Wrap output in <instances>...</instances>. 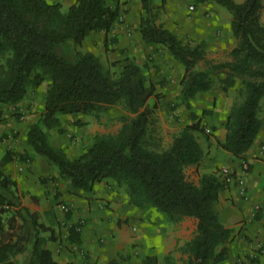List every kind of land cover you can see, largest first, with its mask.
Listing matches in <instances>:
<instances>
[{"label": "trees", "instance_id": "trees-1", "mask_svg": "<svg viewBox=\"0 0 264 264\" xmlns=\"http://www.w3.org/2000/svg\"><path fill=\"white\" fill-rule=\"evenodd\" d=\"M212 1L231 14L230 28L237 41L227 60L207 59L202 44L190 46L157 22L158 7L164 0L158 6L154 0H139V33L146 44L164 47L182 65L179 92L188 107L198 92L210 88L212 74L223 73V90L240 82L242 99L228 110L220 144L239 157L251 147L261 124L263 0ZM118 16V6L110 7L105 0H74L65 10L58 0H0V103H20L45 82L44 110L29 126L27 142L36 154L56 165L59 177L84 191L102 180L112 181L124 188L129 202L136 206L155 207L171 221L185 216L197 219L192 237L177 247L185 257L177 259L168 253L160 260L157 254L147 253L137 264H222L228 257L225 243L232 238V230L222 223L214 206L226 183L217 171L203 173L197 183L184 173L187 165L198 163L203 155L198 141L204 129L201 120L183 125L170 145L160 148L148 138L150 110L146 102L151 89L139 63L125 56L119 74L113 77L90 51L76 50L71 59L58 52L63 44L81 45L92 31L108 32ZM111 110L122 121L118 131L98 133L73 157L48 140L44 127L60 130L58 114L97 115ZM14 189L15 182L0 164V203L20 205ZM38 220V213L26 207L12 210L7 223L1 224L0 264H60L41 246L43 226ZM69 231L78 242L74 225ZM18 255L23 260L16 263ZM107 264L119 262L111 259Z\"/></svg>", "mask_w": 264, "mask_h": 264}, {"label": "crops", "instance_id": "crops-1", "mask_svg": "<svg viewBox=\"0 0 264 264\" xmlns=\"http://www.w3.org/2000/svg\"><path fill=\"white\" fill-rule=\"evenodd\" d=\"M125 1L129 6L126 11V18L129 24H131L133 33L130 34V36L126 35L123 27L120 28L121 30L115 28V30H111V32L119 39L118 44L120 47H123L124 52L139 56L137 58L138 62L147 61L146 58L152 59L153 55H155L153 54V49H155L156 46L146 44L139 33L140 2L139 0ZM237 1L240 2L243 0ZM62 2L66 3L68 6L73 0H62ZM159 3L154 4L158 6ZM163 6L167 7L166 11L169 14L168 22H163L159 20L160 18L158 17V15L160 16L158 11L161 8L164 10ZM163 6L158 7L157 22L163 24V26L171 31L177 30V28L172 27L170 22L171 20H175V17L172 16L173 13H175L176 18L182 20L179 26L181 25L182 27L180 29L185 31H195V29H193L195 24H198L201 30L205 25H208L206 21H199L201 19L200 11H194L186 18L184 17L185 12H183L180 3L178 4L177 2L176 5L173 6V0H164ZM190 6L193 5H189L188 8H190ZM190 9H194V7ZM101 35L102 31L90 32L82 43L85 51H92V49L96 47L97 38L101 37ZM199 44L202 43L199 42ZM232 47L229 48V51ZM148 53L151 54L148 55ZM229 57L225 60L229 59ZM158 58L159 56L157 57L156 54L154 60ZM149 64L152 63L150 62ZM161 68L160 71L162 75H166V72H170L166 66H162ZM220 75H222V77L224 76L223 73ZM181 76L182 73L180 76L173 75V78L176 79ZM178 86L180 87V84ZM238 86L240 89V82L236 81L235 85L229 87L227 91ZM164 88L170 91L167 85H165ZM164 88H160L159 91H162V93L166 94L167 97L171 99V94L169 92H164ZM210 88L205 91H210ZM200 92L195 95L191 103L199 109H205V107H207L205 105L206 103H208V105L210 104L209 108L213 109V116L211 119L212 130L216 137L220 139L218 146L223 149L220 145L225 135L223 123L233 99L230 98L229 100L226 98L227 103H229L226 105V99L223 96L225 94L220 93L219 96L221 98L217 96L215 99L214 97L216 95L213 92L212 96H203L206 98L199 103L200 98H198L197 95H201ZM36 96L35 93V98ZM31 97L32 95H28L27 99L25 98L26 100L17 104L7 105L0 103V110H4L2 111L4 117L0 121V152H2L0 164L3 172L7 174L15 182V186L17 185L19 188L18 194L20 198L18 197V201L20 202L23 199L21 204L26 205L29 210L38 213V221L43 226L39 232L41 246L49 249L53 258L60 264H107L111 259H115L119 264H137L147 253L157 254L160 260L168 253L177 259L179 257H185V255H181L176 247L184 243L178 241L179 239H183L186 236L189 239L192 237L196 230L197 219L195 217L185 216L178 221H171L155 207H140L129 202L127 193L124 190H118L120 186L108 180L95 183L90 191L76 189L71 186L67 179L58 176V171L52 167L51 163L44 156L41 157L34 152L27 142V131L29 126L39 119L43 110L41 108V110H37L36 112L35 106L29 105V107H27ZM167 97H158L150 107L151 111L155 113L150 112L149 114V122L154 121L153 115H155L156 121L154 125L157 129V132L151 133L149 141L151 143H160L161 139V144L164 148L170 145L173 134H176L180 130V127L177 126L176 123H167V121H171L172 119H170L169 115H166L168 113L165 107H161V103H163L161 100L166 101L165 99H167L168 101ZM206 100H208V102H204ZM36 102V100H32L31 104ZM18 107H20L19 109H23L22 112L24 114H22V116L14 114V111H17ZM64 115L66 114L61 115L63 120L66 121L69 119V123H73L72 127H75L76 131L79 130L78 132H80L73 140L77 139V141H79L82 138L83 141L86 134L89 137V133H91V135L96 133L94 132L95 130L102 131V128H92L89 130L88 125L82 124L83 121L88 120V118H85L84 114L73 113L67 114L70 116ZM76 124L82 126L78 129ZM65 125L68 126L70 130L73 129L72 127L70 128L67 123ZM50 143L53 144L52 142ZM261 143H264V118L261 119L260 129L253 144L244 152L243 156L235 158L230 156L229 160L232 161L231 168L233 171L239 172V161L241 159H246L248 161L249 168L244 174L246 184L245 195L241 194L240 188L235 182L225 184L219 194V200L222 201L224 206H238L241 208L240 210L245 213L247 209L250 208V204L253 201L264 203V152L259 151ZM57 147L62 146L58 145ZM201 147L203 148L202 145ZM7 150H9V154ZM64 150V152H66V149ZM202 150L203 155L199 162L187 165L184 169L186 178L194 180V182H197L198 178L203 173L213 172L211 171V160H208V155H206L208 150H204V148ZM95 194L100 195L97 202L94 198ZM246 194L248 195V199H245ZM36 198L39 199V201L45 200L44 206L34 203ZM63 205L70 207V216L63 214L61 208ZM68 212L69 211H67V214ZM4 217L5 216L2 214L3 220ZM78 218H82L83 223L78 233L79 241L75 242L71 239L69 228L70 223L76 221ZM237 226L239 225L237 224ZM246 231L253 233L252 229H247ZM242 242L243 241H241V243ZM22 260V255H18L15 258L16 263ZM33 264L37 263L35 262Z\"/></svg>", "mask_w": 264, "mask_h": 264}, {"label": "rangeland", "instance_id": "rangeland-1", "mask_svg": "<svg viewBox=\"0 0 264 264\" xmlns=\"http://www.w3.org/2000/svg\"><path fill=\"white\" fill-rule=\"evenodd\" d=\"M58 1L61 2L63 10H65L68 7L66 3L62 2V0H58ZM159 1L160 0H154V3L158 4ZM176 1L178 2V4L179 3L181 4L182 10L183 12H185L184 17L188 18L192 12L200 11L199 13L201 19L198 17L200 19L199 21L201 20L202 22L206 21L208 25H205V27L202 28L201 30V28H199L200 26L198 24H195L193 27L195 31H190V30L185 31L183 29H180L182 27L181 25L179 26V23L182 20L176 18L175 13H173L172 16L175 17V20H171L170 22L172 27L177 28V30L175 31L172 30V32L175 33L184 43H187L190 46H195L197 45V43L199 44V42H201L203 48L205 49V56L209 60L223 61L226 58H228L229 48H231L234 44H236L237 41L236 37L233 35L230 28V20H231L230 12L222 5L212 0L205 1L203 3H196L194 0H173V6L176 5L177 3ZM105 2L110 7L118 6L119 9L118 20L113 24V26L109 29L108 32L105 33L103 30H100L102 31V35L101 37L97 38L96 47L93 48L92 51L90 52L94 53L99 58L105 69H107L110 75H112L113 77H116L119 74L121 69V63L125 56H128L129 58H133L137 63H139L144 69V73L146 76L145 77L146 83L147 85H149L151 89V94L147 99L146 107L152 113H155L154 111H151L150 108L153 105L152 103L155 100H157L158 97H163V98L167 97L166 94L162 93V91L161 92L159 91L160 88H164L165 85H167V87L170 88V91L164 88L165 90L164 92H169L171 94V96L169 95L171 99L167 97L168 101L167 99H165L166 101L161 100V102H163L161 103V107L163 106L165 107V110L168 113L166 115H169L170 119L173 120V121L172 120L167 121V123L169 124L176 123L177 126H179L181 129L183 125L196 122L198 119H200L204 129L202 134L200 133L198 134V141L200 143V146L201 145L203 146L204 150H208L206 155H208V160H211V166H212L211 171H215V172L217 171L218 173H220L219 170L222 165L230 167L232 162L229 160L230 156H232L233 158H235L236 156L232 155L225 149H221L218 146L220 139L216 137L215 133L212 130L213 127L211 125V119L213 116L212 114L213 109L209 108L210 104L208 105V103H206L205 105L207 107H205V109H199L194 104L191 103L193 100L190 101L189 103L190 107H188V105H186V103L181 100L180 92H179L180 87L178 86L181 77L174 79L173 75L180 76V74L183 73L182 65L178 61L173 59L166 52V49L164 47L159 45H155L156 47L155 49H153V54L155 55H153L152 59L146 58L147 61L138 62L137 61V58L139 57L138 55H131L124 52L123 47H120L118 44L119 39L116 37V35H114L113 32H111V30L114 31L115 28L120 29L121 27H123L124 33H126V35L130 36V34L133 33L132 32L133 29H131V24H129L126 18V11L128 10L129 7L128 3L125 0H105ZM189 5H193L194 9L188 8ZM162 9L163 8H161L158 11L160 14V16L158 15L160 19L159 18L158 19L162 20L163 22H168L169 14L166 11L167 7H164V10ZM260 20L264 23V0H263L262 8L260 10ZM76 50H79L81 52L85 51V49L83 48V44L81 43V45L79 46L63 44L59 47L58 52L61 55L71 59L74 56ZM149 54L151 53H148V55ZM156 54L157 57L159 56V58L157 60H154ZM150 62L152 64H149ZM162 66H166L168 68V70L170 71V72H166L168 75L167 74L162 75L160 71L162 69L161 68ZM220 74L211 75V84H212L210 86L211 90L200 92L201 95H197L198 98H200L199 103H201V101L204 98H206L203 96H207V95L212 96L213 92L216 95L214 97L215 99L217 98V96H219L220 93H224L225 95L223 96L225 97V99L226 98L229 100L230 98L233 99L232 104L241 101L242 94L240 93L239 86L235 87L234 89H231L230 91H227L228 89L223 90L221 83L222 75ZM45 88H46V83L44 82L42 83L41 86L37 87L34 90H30L27 93L25 97L26 99L28 95H32V97L30 98L31 100L29 101L27 107H29V105L35 106L36 112L37 110H41V108L42 110H44L43 105H44V95L46 90ZM35 93L37 95L36 98H35ZM25 98L22 100V102L26 100ZM227 99L225 101L226 105L229 104L227 103ZM32 100H36L37 102L31 104ZM204 102H208V100ZM19 108L20 107L17 108V111H14L15 112L14 114H17L18 116H22V114H24L22 112L23 109H19ZM115 108L118 109V107ZM2 111L4 110L2 109L0 110V121L4 117ZM68 114H73V113H68ZM81 114H84L85 118H88V120L83 121L82 124L88 125L89 130H91L92 128L95 129L102 128V131L95 130L94 132L96 133L94 135H91V133H89L90 134L89 137L86 134L85 139L83 141L82 138L79 141H77V139L73 140V138H76L78 133L80 132H78L79 130L76 131L75 127H72L73 123L72 124L69 123L70 122L69 119H67L66 121L63 120V117H61V115L63 114H58V117L60 119V123H59V127L61 128L60 130H58L57 127H52L49 129L44 127V129H46V133L48 135V139L50 140V142H52L54 145L62 146L63 148L62 147L59 148L63 151H65L64 149H66L65 154L69 157H73L78 153L82 152L83 150H85L89 146V144L92 143L94 137L98 133L117 132L122 123V121L116 118L118 114L114 110H111L110 112L101 111L97 115L85 114V113H81ZM112 114L113 116L111 117ZM258 114L260 119L264 118V95L261 97L259 101ZM64 116H70V115L66 114ZM153 118L154 121L149 122L148 125V130H149L148 138L151 137L150 136L151 133L157 132L156 126L154 125V122L156 121L155 115H153ZM66 123L69 125L70 128L72 127L73 129L70 130L68 126L65 125ZM77 126L79 129L80 126L82 125L79 124ZM159 147L164 148L161 144V139H160ZM1 154L2 152H0V157ZM40 156L43 157L42 155ZM51 165L54 169L57 170L56 165L52 163ZM191 181L194 182V180ZM119 188L120 189L118 190H122V191L124 190L122 186H120ZM18 193H19V188L16 185L13 196L20 198V195ZM94 198L95 201L97 202L98 199L100 198V195L95 194ZM245 199H248L247 194ZM21 201L19 202L20 205L16 207L10 205L5 209V211L3 212V216H5L3 220L4 224L7 223V219L9 218L13 209L18 208L19 206L27 208L26 205L21 204ZM34 203H36L37 205L44 206L45 200L39 201V199L36 198ZM214 207L222 223L227 227L231 228L232 230V238L225 243L226 248L228 249V257L224 262H222V264H264V226L262 225V220L264 218V203H261L259 201H253L250 204V208H248L247 211L243 213V211L240 210L241 208L238 206L236 207L224 206L222 201H220L218 198V201L215 203ZM68 211H69L68 213L71 214V209ZM63 214L66 215L67 211L63 212ZM237 224L239 226H237ZM247 229H252L253 233L246 231ZM188 239L189 238L186 236L183 239H179L178 241H181L182 243V242H186ZM241 241L243 242L241 243ZM239 243H241L242 245Z\"/></svg>", "mask_w": 264, "mask_h": 264}, {"label": "built area", "instance_id": "built-area-1", "mask_svg": "<svg viewBox=\"0 0 264 264\" xmlns=\"http://www.w3.org/2000/svg\"><path fill=\"white\" fill-rule=\"evenodd\" d=\"M193 6H190V8H192ZM259 151L260 152H264V143H261L259 146ZM248 161L246 159H241L239 161V172H235L232 170L231 166H225L222 165L220 167V174L222 176V178L224 179L225 183H231V182H235L239 188H240V192L241 194L245 195L246 193V187H245V180H244V174L246 173L247 169H248ZM8 207L7 204L5 203H0V235H1V224L3 222L2 219V214L5 211V209ZM63 212H66L69 210V206L67 205H63L62 207ZM66 221V220H65ZM83 223V219L82 218H78L76 221H72V223H70V226L74 225L75 229L77 231L81 230V225Z\"/></svg>", "mask_w": 264, "mask_h": 264}]
</instances>
